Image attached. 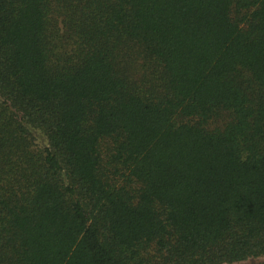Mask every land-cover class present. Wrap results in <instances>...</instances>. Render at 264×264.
<instances>
[{"label":"trees","instance_id":"obj_1","mask_svg":"<svg viewBox=\"0 0 264 264\" xmlns=\"http://www.w3.org/2000/svg\"><path fill=\"white\" fill-rule=\"evenodd\" d=\"M259 257L264 0H0V264Z\"/></svg>","mask_w":264,"mask_h":264},{"label":"rangeland","instance_id":"obj_2","mask_svg":"<svg viewBox=\"0 0 264 264\" xmlns=\"http://www.w3.org/2000/svg\"><path fill=\"white\" fill-rule=\"evenodd\" d=\"M143 62L144 61H142L141 59H139L137 61H134L131 64L130 75H131L132 81L138 87V89L142 93L146 94V92L149 91L150 86L154 85L156 83L150 84L149 82H147V80L152 79V77H151L152 75H151V71L148 72V73L145 72V69L142 67V65H144ZM243 79L245 81L244 77H243ZM227 123H228L227 117L226 116H221L217 120L210 121L206 125V129L207 130H218V131H220V130H222L225 127V125ZM111 145H112V140H105V141L103 140L102 141L101 150H102V153L104 155L108 154L109 150L111 149ZM234 264H264V257L250 259V260H247V261H244V262H239V263H234Z\"/></svg>","mask_w":264,"mask_h":264}]
</instances>
